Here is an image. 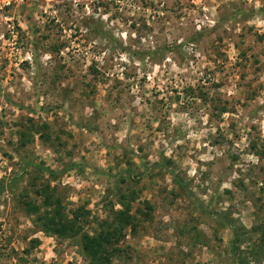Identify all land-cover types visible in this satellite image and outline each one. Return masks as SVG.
<instances>
[{"label":"rangeland","instance_id":"374dc122","mask_svg":"<svg viewBox=\"0 0 264 264\" xmlns=\"http://www.w3.org/2000/svg\"><path fill=\"white\" fill-rule=\"evenodd\" d=\"M9 182L0 264H88L81 238L121 196L132 222L110 230L112 264H264V0H11ZM56 210L75 225L62 235L35 222Z\"/></svg>","mask_w":264,"mask_h":264},{"label":"trees","instance_id":"16d2710c","mask_svg":"<svg viewBox=\"0 0 264 264\" xmlns=\"http://www.w3.org/2000/svg\"><path fill=\"white\" fill-rule=\"evenodd\" d=\"M29 165V163L27 164ZM78 165L71 164L67 166L66 170H71L76 168ZM36 169L45 171L50 177H57L61 172H54L48 168L41 167L39 165H34ZM16 179V178H15ZM15 181V180H14ZM11 182L2 185L0 187V194L4 191L6 186H10ZM133 200V198H131ZM122 206H124V210L114 212V222L118 225L125 226L129 225L132 219V216L129 214V205L125 200L124 196H121ZM45 206H51L52 204L49 203V200L46 199L44 201ZM27 213L37 214L39 213V209H35L33 207L26 209ZM43 220L44 223H43ZM36 224L41 229L46 231L54 232L57 235H62L66 231H69L75 227L73 225L71 228L63 224L62 217L59 213V210L55 211V215L51 218L46 217H38L36 219ZM114 223V224H115ZM114 224L103 223L102 229L99 233L94 236H89L84 234L81 238V247L84 257L88 260V264H112L111 256L114 255L113 250H110L112 246V240L115 238L114 233L110 231L114 228ZM235 252V250H234ZM235 254V253H234ZM235 263L234 264H245L238 256L234 255Z\"/></svg>","mask_w":264,"mask_h":264},{"label":"built area","instance_id":"2783aa9c","mask_svg":"<svg viewBox=\"0 0 264 264\" xmlns=\"http://www.w3.org/2000/svg\"><path fill=\"white\" fill-rule=\"evenodd\" d=\"M10 3H11V0L9 1V0H6L5 2H3V5H2V7L1 8H5V7H7V6H9L10 5ZM0 8V9H1Z\"/></svg>","mask_w":264,"mask_h":264}]
</instances>
